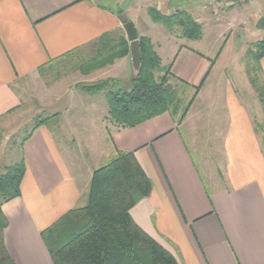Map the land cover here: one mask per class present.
I'll use <instances>...</instances> for the list:
<instances>
[{
  "label": "crops",
  "instance_id": "1",
  "mask_svg": "<svg viewBox=\"0 0 264 264\" xmlns=\"http://www.w3.org/2000/svg\"><path fill=\"white\" fill-rule=\"evenodd\" d=\"M110 1L113 6L103 0H0V172L15 162L5 148L28 114L24 92L40 95L47 116L20 142L26 166L21 195L2 206L10 256L16 264H55L42 232L85 205L94 171L126 151L135 153L152 182L131 215L180 264H264V139L256 107L235 90L226 74L233 59L225 57L264 37L257 26L264 0ZM152 8L190 13L203 37L189 39L178 27L170 31L154 22ZM119 10L139 36L151 39L163 70L172 66L170 83L180 103L135 127L111 121L105 92L77 88L89 78L128 86L131 53L82 73L75 88L57 95L43 76L106 33L123 29L130 43ZM256 67L263 89L264 58ZM182 98L188 110L181 121Z\"/></svg>",
  "mask_w": 264,
  "mask_h": 264
},
{
  "label": "trees",
  "instance_id": "2",
  "mask_svg": "<svg viewBox=\"0 0 264 264\" xmlns=\"http://www.w3.org/2000/svg\"><path fill=\"white\" fill-rule=\"evenodd\" d=\"M122 13L123 10L118 11L119 15ZM149 13L154 22L170 31L178 27L183 37L195 40L203 37V26L186 11L165 15L152 8ZM257 26L264 29V14ZM139 39L142 69L130 81V87L110 78L81 86L90 94L105 92L109 118L122 127H135L180 108L176 89L170 83L172 66L163 70L161 57L151 39L145 36ZM89 47L94 55L82 64L84 74L114 64L130 53V43L123 29L102 35ZM256 48L253 58L259 63L264 58V37L256 42ZM161 70L164 74L158 75ZM187 110L188 107L181 121ZM39 117L34 119L33 130L47 121V117ZM25 172L23 155L0 172V264H16L5 245L8 221L2 206L21 195ZM151 190L152 182L135 153L118 151L94 171L85 205L72 209L42 232L54 263L180 264L176 256L143 230L131 215V209L148 197Z\"/></svg>",
  "mask_w": 264,
  "mask_h": 264
},
{
  "label": "rangeland",
  "instance_id": "3",
  "mask_svg": "<svg viewBox=\"0 0 264 264\" xmlns=\"http://www.w3.org/2000/svg\"><path fill=\"white\" fill-rule=\"evenodd\" d=\"M103 1L106 4L113 6V3L110 0H103ZM256 42H250L245 47L243 48L241 47V49L235 48L232 51L226 52L225 57L232 58L234 64V65L226 66L227 68L226 74L232 80L235 90L239 92H244V94L248 96L245 98L247 102H249L250 100L249 103H251V106L256 107V115H257L256 123H257V127L262 132L264 139V88L262 89L263 82H261V79L263 78L259 76V73L257 72L256 61L253 58V54L257 50ZM93 55H94V51H92V49L88 47L84 49L82 52L75 53L74 55L69 56L64 60H60L54 65L49 66L46 70L43 71L45 84L49 86L53 84L54 89L56 91V95L57 93L67 92L72 88H75L76 82H78L79 79L83 78L82 76L83 72L81 70L82 64L85 62V60H88ZM89 79L91 80L79 84L77 88L81 89V86L83 85L84 86L90 85L97 81H100V80H96L95 78L93 79L89 78ZM127 85L129 86L126 87H130V83H128ZM186 88L187 86L183 85V89L186 90ZM260 93L262 94V96H260ZM24 96L25 98L23 99V107L27 109L28 114L24 116V118H22L21 124L18 126L19 129L16 135L13 136V138L11 139L12 142L10 141V143L5 148L7 159L10 160V156H11V158L15 160L14 163L18 162L21 159V154H23V149L20 150L21 149L20 142L23 141L22 140L23 137L28 138V136L30 135L33 129V123L36 120V119L34 120L33 116H37V117L40 116L39 118L47 117L46 114L44 112H41L40 110L39 103L41 102V100L39 94L37 96L36 92L29 89L27 90V92H24ZM44 100L45 102H47L46 99ZM77 102L78 99L75 100V104ZM181 102H182L181 103L182 109L184 110L187 106V105L184 106L183 104L185 103L184 98H182ZM85 104L89 106L91 103L86 102ZM13 141L16 143V145H13ZM6 164L8 163L6 162Z\"/></svg>",
  "mask_w": 264,
  "mask_h": 264
},
{
  "label": "water",
  "instance_id": "4",
  "mask_svg": "<svg viewBox=\"0 0 264 264\" xmlns=\"http://www.w3.org/2000/svg\"><path fill=\"white\" fill-rule=\"evenodd\" d=\"M121 17L125 21L124 29L130 40V53L132 58L133 76L136 77L140 74L142 69V52L139 34L137 27L133 21L127 19L124 14Z\"/></svg>",
  "mask_w": 264,
  "mask_h": 264
}]
</instances>
